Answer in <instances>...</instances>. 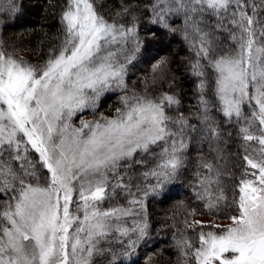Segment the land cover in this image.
Listing matches in <instances>:
<instances>
[{"label": "snow or ice", "instance_id": "1", "mask_svg": "<svg viewBox=\"0 0 264 264\" xmlns=\"http://www.w3.org/2000/svg\"><path fill=\"white\" fill-rule=\"evenodd\" d=\"M19 12L17 0H0V27ZM181 16L177 29L170 21ZM60 24L62 37L40 62L0 39V264H94L98 254L134 264L150 238L147 200L171 191L198 131L217 155L198 165L192 194L229 223L194 219L197 208L173 217L180 264H264V0H148L111 12L101 0H65ZM177 31L194 53L195 124L178 111L174 80L169 91L128 84L136 63ZM168 64L155 59L152 84ZM109 91L121 93L120 106L97 116ZM85 110L93 119L75 124ZM234 135L243 155L222 172L220 143ZM117 198L129 206H101ZM109 236L116 243L102 248Z\"/></svg>", "mask_w": 264, "mask_h": 264}, {"label": "trees", "instance_id": "2", "mask_svg": "<svg viewBox=\"0 0 264 264\" xmlns=\"http://www.w3.org/2000/svg\"><path fill=\"white\" fill-rule=\"evenodd\" d=\"M17 2L20 4V12L14 18L7 20L8 26L0 27V39L4 40L9 49L13 45L21 49V54L33 63L40 62L47 58L48 49L57 44L62 37L60 12L65 0H17ZM101 2L111 12L118 9L121 3L138 4L143 7L148 0H101ZM212 22L215 23L214 18ZM170 23H172L173 27L179 29L183 24V17H172ZM216 35L220 38V41L227 43L225 33L219 32ZM24 49L28 51H23ZM160 56L168 58V69L162 81L158 79L156 84H152L154 73L151 69V64ZM193 58L194 53L183 39L182 33L180 31L169 33L156 43L152 51L151 60L142 58L131 69L128 77L129 87H136L138 91H143L145 87L149 91L153 89L169 91V83L174 80L171 91L178 95L181 100L178 111L186 117H190L191 123L195 124L196 119L191 114L196 109L197 81L187 67L188 61ZM145 77L148 81L147 84L144 83ZM136 81L139 82L134 84L133 82ZM120 95L119 91L105 93L96 113L104 112L106 115H114L115 108L120 106ZM83 114L93 116L91 110H85ZM169 114L176 115L177 111L174 109ZM228 131L235 132V129L228 128ZM241 143L242 141L235 135L232 139L222 137L220 143L222 159L219 160L222 172L225 170L230 171L233 163L239 161L240 155H243L242 151L238 154ZM216 148L217 145L213 143L210 151L209 140L201 137L199 131L196 134H192L191 142L188 144V149L185 153L187 161L180 178L171 187V191L167 196L163 198L149 197L147 200V211L151 222L150 238L146 244L140 246L137 254L132 257L134 264H180V254L172 242L174 229L171 224L173 217L179 221L188 208L201 209L200 215L193 217L194 219L213 217L217 221L227 220L222 216L205 214L202 210V205L195 202V197L191 191V186L196 180L197 171L203 174V170L198 165L202 161L213 160L217 155ZM143 170L136 168L134 171ZM224 183L228 182L225 180ZM228 186L231 187L230 184ZM3 199L5 197L0 194V200ZM117 203L124 206L128 205L126 200L117 198V200L105 201L102 206L109 207ZM181 226V224L177 223V227ZM189 235L192 237L193 242L196 243V234L189 233ZM110 242L103 243L101 247L108 248L116 243L115 240ZM94 264H107L105 255H95Z\"/></svg>", "mask_w": 264, "mask_h": 264}, {"label": "rangeland", "instance_id": "3", "mask_svg": "<svg viewBox=\"0 0 264 264\" xmlns=\"http://www.w3.org/2000/svg\"><path fill=\"white\" fill-rule=\"evenodd\" d=\"M244 112H245V115H250V112H249V110H248L247 108L244 109ZM98 113H99V114H100V113H103L104 115H106L104 112H98ZM98 113H96L97 116L99 115ZM106 116H108V115H106ZM81 118H83V119H85V120H89V119H93V116H88V115H84L83 113H78L77 116L74 117L73 122H74L75 124L79 125V121H80ZM241 122L243 123V121H241ZM237 127H239V125H237ZM255 146H256L255 143H253V147H255ZM249 150L251 151V149H249ZM101 206H102V205H101ZM128 206H129V205H126L125 207H128ZM102 207H104V206H102ZM137 210H138V209H137ZM198 219L211 220V221H213L214 224H216V225H221V226L226 225V224L229 223V220H226V221H220V220H218V221H217V220H214L213 217H200V218H198ZM124 222L126 223L127 226H130V223L132 222V218L129 217V218H127ZM113 240H114V238L111 237V236H109V237L107 238V240H105V241H101V246L103 245V243L108 242V241H113ZM94 258H95V256L93 257V259H94Z\"/></svg>", "mask_w": 264, "mask_h": 264}]
</instances>
